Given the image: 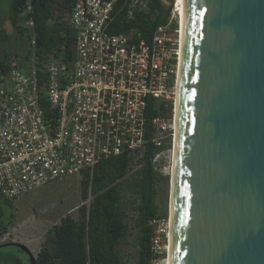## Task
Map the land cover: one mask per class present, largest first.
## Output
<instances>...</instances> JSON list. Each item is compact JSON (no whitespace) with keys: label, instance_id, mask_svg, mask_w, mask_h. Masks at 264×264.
Instances as JSON below:
<instances>
[{"label":"built area","instance_id":"2783aa9c","mask_svg":"<svg viewBox=\"0 0 264 264\" xmlns=\"http://www.w3.org/2000/svg\"><path fill=\"white\" fill-rule=\"evenodd\" d=\"M170 1L161 0L167 6ZM149 2L83 0L66 16L71 53L65 45L52 50L39 70L28 0L20 24L30 39L17 42V55L0 63L1 197L12 200L63 178L91 175L100 160L112 156L138 158L148 143L168 146L152 164L170 180L181 43L176 0L167 22L148 41L132 29L115 32L137 13L148 12ZM149 103L160 113L150 119ZM165 150L170 154L163 167ZM148 225V264H168L169 211Z\"/></svg>","mask_w":264,"mask_h":264},{"label":"water","instance_id":"95a60500","mask_svg":"<svg viewBox=\"0 0 264 264\" xmlns=\"http://www.w3.org/2000/svg\"><path fill=\"white\" fill-rule=\"evenodd\" d=\"M180 31L168 264H264V0H181Z\"/></svg>","mask_w":264,"mask_h":264},{"label":"trees","instance_id":"16d2710c","mask_svg":"<svg viewBox=\"0 0 264 264\" xmlns=\"http://www.w3.org/2000/svg\"><path fill=\"white\" fill-rule=\"evenodd\" d=\"M82 1L31 0L36 25L39 70H43L45 56L52 50L65 45L68 53H71L70 44L73 38L67 29L66 16ZM27 2L28 0H12L7 17L15 39L20 44H25L30 39L20 24V14ZM168 16L161 0H150L148 12L137 13L133 20L118 27L115 32L132 29L148 41L155 29L167 22ZM0 40H8L4 30L0 32ZM5 60L6 58L0 60V63ZM158 114L159 109L149 103L146 108L147 118ZM145 134L148 139L152 136L149 123L146 125ZM166 146L155 147L148 143L138 160H135L137 158L134 155L123 153L100 160L91 175L88 172L77 175L80 178L82 204L74 214L54 225L52 234L35 257V264H126L120 244L129 235L133 236L137 247L134 264H148L151 236L148 222L166 214L161 212L157 197L159 185L167 177L161 176L154 169L152 159L157 152L167 148ZM133 162H138L139 167L130 174ZM128 211L133 212L130 217L131 224L127 220ZM12 219L13 215L5 214L0 201V239L12 224ZM131 227L134 233L130 231ZM11 248L19 250L16 247L0 249V264H22L11 253Z\"/></svg>","mask_w":264,"mask_h":264},{"label":"rangeland","instance_id":"374dc122","mask_svg":"<svg viewBox=\"0 0 264 264\" xmlns=\"http://www.w3.org/2000/svg\"><path fill=\"white\" fill-rule=\"evenodd\" d=\"M11 2L12 0H0V32L4 30L8 36L7 41L0 40V60L12 54L17 55L15 51L17 40L7 20ZM169 154L170 152L165 150L163 161H161L162 158L159 160L163 167L167 165ZM138 167V162H133L130 174ZM79 181L78 176H70L12 200H5L0 196L5 214L7 216L13 215L12 224L0 239V244L10 242L22 244L36 257L40 248L45 245L52 234L54 225L66 216L74 214L75 210L82 204ZM158 189L157 203L161 212L167 214L170 205V180L168 177L167 180L163 179ZM88 202L89 200L87 204ZM128 215L127 220L131 224L130 217L133 212L128 211ZM130 231L134 233L132 227ZM10 250L21 260L22 264H29L28 256L24 252L13 248ZM120 250L126 264H134L137 247L133 236L129 235L126 241L120 244Z\"/></svg>","mask_w":264,"mask_h":264},{"label":"bare ground","instance_id":"6f19581e","mask_svg":"<svg viewBox=\"0 0 264 264\" xmlns=\"http://www.w3.org/2000/svg\"><path fill=\"white\" fill-rule=\"evenodd\" d=\"M176 4L178 6V9L181 12V0H176ZM176 108H177V104H176ZM175 119H176V109H175ZM173 155H174V146H173V152H172V169H171V176H172V171H173ZM172 181V180H171Z\"/></svg>","mask_w":264,"mask_h":264}]
</instances>
